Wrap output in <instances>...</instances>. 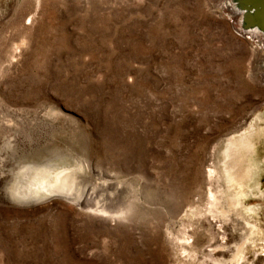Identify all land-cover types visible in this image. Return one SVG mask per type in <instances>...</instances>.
Instances as JSON below:
<instances>
[{"label": "rangeland", "instance_id": "obj_1", "mask_svg": "<svg viewBox=\"0 0 264 264\" xmlns=\"http://www.w3.org/2000/svg\"><path fill=\"white\" fill-rule=\"evenodd\" d=\"M226 1L0 0V264H264V50ZM31 166L85 200L24 199Z\"/></svg>", "mask_w": 264, "mask_h": 264}, {"label": "bare ground", "instance_id": "obj_2", "mask_svg": "<svg viewBox=\"0 0 264 264\" xmlns=\"http://www.w3.org/2000/svg\"><path fill=\"white\" fill-rule=\"evenodd\" d=\"M223 8L230 10L232 13L239 12L243 14L235 3V0H227ZM250 144L252 143H250V139L246 137V134H243L240 139L236 141L231 140L230 147L225 156L224 171L222 173L227 181L232 178L230 171L235 164L237 165L236 159L237 155L241 154V148H246L250 146ZM76 174L77 172L75 169L71 170L68 167L61 170L51 166H45L44 168L31 166L24 173L25 178L29 180L30 186L25 192H20V195L26 200H35L38 196L61 194L60 196L65 197V199L67 198L68 200L81 204L83 200H85L84 194H75L74 191L67 190L70 186L71 188L74 187Z\"/></svg>", "mask_w": 264, "mask_h": 264}, {"label": "water", "instance_id": "obj_3", "mask_svg": "<svg viewBox=\"0 0 264 264\" xmlns=\"http://www.w3.org/2000/svg\"><path fill=\"white\" fill-rule=\"evenodd\" d=\"M243 12L244 25L247 28H258L264 33V0H235Z\"/></svg>", "mask_w": 264, "mask_h": 264}, {"label": "built area", "instance_id": "obj_4", "mask_svg": "<svg viewBox=\"0 0 264 264\" xmlns=\"http://www.w3.org/2000/svg\"><path fill=\"white\" fill-rule=\"evenodd\" d=\"M231 22L234 25L235 32L238 36L245 38L252 43L258 45L264 50V33L258 28H247L244 25L243 14L233 13Z\"/></svg>", "mask_w": 264, "mask_h": 264}]
</instances>
